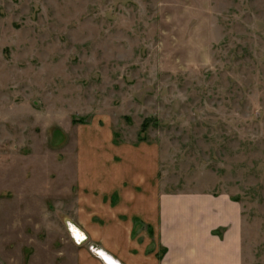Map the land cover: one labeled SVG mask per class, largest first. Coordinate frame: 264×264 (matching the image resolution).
Segmentation results:
<instances>
[{
	"label": "rangeland",
	"instance_id": "374dc122",
	"mask_svg": "<svg viewBox=\"0 0 264 264\" xmlns=\"http://www.w3.org/2000/svg\"><path fill=\"white\" fill-rule=\"evenodd\" d=\"M104 133L160 193L237 202L264 264V0H0V264H76L77 139Z\"/></svg>",
	"mask_w": 264,
	"mask_h": 264
},
{
	"label": "crops",
	"instance_id": "0c3cea01",
	"mask_svg": "<svg viewBox=\"0 0 264 264\" xmlns=\"http://www.w3.org/2000/svg\"><path fill=\"white\" fill-rule=\"evenodd\" d=\"M93 136L77 139L69 229L79 246L76 264H104L87 244L119 264H246L237 202L225 195L160 193L151 151L137 157L136 149L108 141L105 133Z\"/></svg>",
	"mask_w": 264,
	"mask_h": 264
},
{
	"label": "bare ground",
	"instance_id": "6f19581e",
	"mask_svg": "<svg viewBox=\"0 0 264 264\" xmlns=\"http://www.w3.org/2000/svg\"><path fill=\"white\" fill-rule=\"evenodd\" d=\"M84 232V231H83ZM74 234H76V231L74 230ZM84 238V237H83ZM82 242V241H81ZM97 249V248H96ZM101 257H103L104 260L108 261L109 264H119L118 262L112 260L110 257H108L106 254L100 251ZM98 256V255H97Z\"/></svg>",
	"mask_w": 264,
	"mask_h": 264
},
{
	"label": "trees",
	"instance_id": "16d2710c",
	"mask_svg": "<svg viewBox=\"0 0 264 264\" xmlns=\"http://www.w3.org/2000/svg\"><path fill=\"white\" fill-rule=\"evenodd\" d=\"M213 233H216L218 235H221V232H219V230H214Z\"/></svg>",
	"mask_w": 264,
	"mask_h": 264
}]
</instances>
